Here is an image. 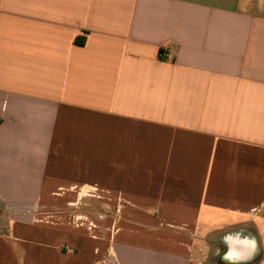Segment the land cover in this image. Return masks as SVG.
Masks as SVG:
<instances>
[{
  "label": "crops",
  "instance_id": "crops-1",
  "mask_svg": "<svg viewBox=\"0 0 264 264\" xmlns=\"http://www.w3.org/2000/svg\"><path fill=\"white\" fill-rule=\"evenodd\" d=\"M262 252L264 0H0V264Z\"/></svg>",
  "mask_w": 264,
  "mask_h": 264
},
{
  "label": "rangeland",
  "instance_id": "rangeland-1",
  "mask_svg": "<svg viewBox=\"0 0 264 264\" xmlns=\"http://www.w3.org/2000/svg\"><path fill=\"white\" fill-rule=\"evenodd\" d=\"M87 193L83 191L82 197L86 196ZM82 200V199H81ZM131 207L130 205H128ZM63 207V208H61ZM63 210L66 212H92L97 215H105V216H116L117 211L121 210V207L117 204H112V203H89L85 204L81 201H76L74 203H68L66 205H58V204H51L49 207H40L37 209V211H44V210ZM131 209V208H130ZM99 219V218H98ZM169 229V228H168ZM171 229V228H170ZM224 237H218V236H211L209 239H206L205 244L206 248L204 251L201 253L202 257L205 258L206 260L214 261L216 263H220L221 260L223 259L226 261L224 257H221V252H223L225 249L224 247ZM225 243V242H224ZM232 249V248H231ZM235 257L239 256V252L234 251L232 252ZM264 253L258 254L257 260L259 261L261 256ZM226 256V255H225ZM222 260V261H223ZM222 263V262H221Z\"/></svg>",
  "mask_w": 264,
  "mask_h": 264
},
{
  "label": "trees",
  "instance_id": "trees-1",
  "mask_svg": "<svg viewBox=\"0 0 264 264\" xmlns=\"http://www.w3.org/2000/svg\"><path fill=\"white\" fill-rule=\"evenodd\" d=\"M76 41H77V43H83V42H80L79 39H77Z\"/></svg>",
  "mask_w": 264,
  "mask_h": 264
}]
</instances>
